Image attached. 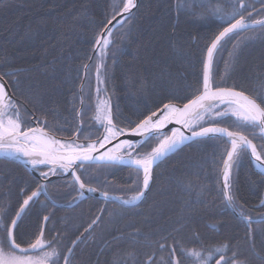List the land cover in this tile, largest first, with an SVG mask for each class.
Segmentation results:
<instances>
[{
    "label": "snow or ice",
    "instance_id": "snow-or-ice-1",
    "mask_svg": "<svg viewBox=\"0 0 264 264\" xmlns=\"http://www.w3.org/2000/svg\"><path fill=\"white\" fill-rule=\"evenodd\" d=\"M259 2L260 9L247 0H207V3L174 0L177 17L186 13L212 18L218 27L202 37L200 68L194 82L184 85V94L173 87L154 107L145 105V111L137 110L135 119L122 117L118 106L114 111L108 89L101 85L110 79L108 60L115 64L118 52L122 51L116 45L117 36L121 43L134 42L132 28L136 13L133 10L139 11V0H112L104 18L99 23L92 21L95 27L89 40L88 59L95 62L96 103L92 115L86 118L81 83L80 108L75 107V95L71 101L75 121L71 130L61 124L57 109L46 107L41 85L22 81L18 77L21 69L11 68L6 59L0 60V158L31 169V181L25 180L20 188L22 199L17 201V207L7 199H0V264H75L76 249L103 222L106 207L92 218L84 232L67 244L54 227L46 228L51 213L42 217L35 231L22 233L23 216L36 204L41 209L48 207L45 201L51 200L50 185L56 187L59 182L69 190L67 195L71 199L64 206L73 207L89 195L99 196L106 205H116L123 218L129 211L139 210L146 201L156 183V168L170 154L182 147L206 151L209 146L220 148L218 159L215 151L211 159L220 206L224 213H230L244 225L243 242L231 235L207 242L197 231L199 218L195 203L202 201L189 199L169 224L170 231L165 230L166 234L143 233L140 228L127 232L130 250L124 255L133 264H264V211L255 218L251 214L254 209H264V192L257 204L247 207L239 199L234 177V170L247 158L264 184V78L258 79L252 91L227 82L242 46L252 39L243 34L259 29L264 35V0ZM229 43L230 50L226 48ZM226 50L229 59L224 61L221 71L218 57ZM82 68L87 78L89 64H83ZM159 78H167L169 84L174 79L167 70H162ZM176 78L186 79L182 73ZM29 104L33 106L31 112ZM169 125L176 126L169 128ZM64 132L68 135H60ZM121 167L128 169V176L124 184L116 185L109 177H114ZM8 178L7 174L3 175V179ZM185 188L190 193L192 181ZM41 196L45 201L40 200ZM52 205L56 206L55 201ZM36 215L39 217V213ZM220 227L225 225L221 223ZM46 230L50 235H46ZM110 235L114 241L125 239L121 229H114ZM257 236L261 241L259 250ZM138 245L149 249L143 261L138 258ZM105 246L110 247L108 241Z\"/></svg>",
    "mask_w": 264,
    "mask_h": 264
},
{
    "label": "trees",
    "instance_id": "trees-1",
    "mask_svg": "<svg viewBox=\"0 0 264 264\" xmlns=\"http://www.w3.org/2000/svg\"><path fill=\"white\" fill-rule=\"evenodd\" d=\"M112 0H0V60L6 59L11 68L21 69L19 79L41 85L45 105L59 112L61 124L71 130L74 126V114L71 109L74 95L75 107L80 108V86H84V112L90 117L94 109V60H89L91 45L89 40L95 24L110 11ZM199 2V0H197ZM207 3V0H203ZM223 2V0H222ZM260 9L259 0H247ZM139 11H135L132 28L134 42L121 43L117 36L116 45L122 50L117 54V62L110 65V79L104 85L108 89L113 110L119 107L122 117L136 118V111H145V105L154 107L161 97L166 96L173 87L184 94V85L194 82L199 71L202 37L209 35L218 27L212 18L202 19L186 13L178 17L174 10V0H139ZM85 9L87 11L85 12ZM243 35L252 39L242 46L234 70L230 73L228 84L242 85L249 91L255 89L258 79L264 78V35L261 30L245 32ZM175 44V48H173ZM231 49V43L226 45ZM222 57V58H221ZM218 57L221 71L224 61L229 59L226 50ZM83 64H89L87 78H84ZM7 70V68H5ZM162 70L172 73L173 83L167 78L160 79ZM182 73L186 79L176 78ZM24 100V97H20ZM33 111L32 104L28 105ZM38 116L39 113L37 112ZM51 119V117H50ZM67 121V123H65ZM87 126V125H86ZM67 136L68 132L61 133ZM216 144L218 142H212ZM220 148L207 147L206 151L196 147H182L170 154L156 168V183L140 209L129 211L123 218L120 209L114 204L89 196L73 207L64 206L71 199L65 189L49 186L51 200H40L48 204L41 209L39 204L33 206L24 215L20 231L32 232L44 215L52 214L46 228H55L64 237L67 244L71 239L84 232L92 218L100 215L102 208L103 222L95 226L92 236L76 249L75 264H133L131 258L124 255L129 249L127 232L140 228L143 233L159 232L160 235L170 231L168 227L180 213L185 201L200 200L195 203L199 223L197 231L207 242L221 240L226 235L238 236L243 242L245 228L230 213H224L218 196L217 177L211 163L212 153ZM7 174L8 179H3ZM128 176V169L121 167L114 177H109L114 184L122 185ZM234 177L241 202L247 207L258 203L264 192L261 175L245 158L234 170ZM15 178V182H11ZM31 181V175L20 164L0 158V199H7L17 207L22 197L19 190L24 181ZM55 181L56 178H53ZM183 181V183H178ZM192 181L193 189L189 193L185 188ZM75 195V193H72ZM55 201L56 206L52 205ZM264 209H254L255 218ZM39 213V217L36 215ZM216 227H213V224ZM225 227H220V224ZM253 227H256L254 224ZM114 229L125 232L123 241H114L110 233ZM55 232L51 233L54 235ZM46 235H50L46 230ZM87 236V234H85ZM155 238H159L156 236ZM108 241L110 247L105 246ZM257 249L260 237H256ZM103 249V251H101ZM149 249L137 246L138 258L143 261L144 253Z\"/></svg>",
    "mask_w": 264,
    "mask_h": 264
},
{
    "label": "water",
    "instance_id": "water-1",
    "mask_svg": "<svg viewBox=\"0 0 264 264\" xmlns=\"http://www.w3.org/2000/svg\"><path fill=\"white\" fill-rule=\"evenodd\" d=\"M173 126H176V125H169V128H171V127H173ZM178 127V126H177ZM167 130V129H166ZM1 159H5V160H9V159H6V158H1ZM9 161H11V160H9ZM14 162V161H13ZM16 163H18V164H20L21 166H23L21 163H19V162H16ZM24 167V166H23ZM25 168V167H24ZM26 169V168H25ZM253 169L256 171V172H258L254 167H253ZM29 173H31V169H30V167L29 168H27L26 169ZM53 178H55V177H53ZM87 195V194H86ZM90 196V195H89ZM92 197H96V198H99V196H92ZM101 199V198H100Z\"/></svg>",
    "mask_w": 264,
    "mask_h": 264
},
{
    "label": "rangeland",
    "instance_id": "rangeland-1",
    "mask_svg": "<svg viewBox=\"0 0 264 264\" xmlns=\"http://www.w3.org/2000/svg\"><path fill=\"white\" fill-rule=\"evenodd\" d=\"M94 71V69H93ZM94 79H95V71H94ZM96 87H97V84H96V80H94V95H95V103H96ZM101 87L103 88L104 85H101ZM101 98H103V93H101ZM95 103H94V107H95ZM23 167V166H22ZM24 168V167H23ZM25 169V168H24Z\"/></svg>",
    "mask_w": 264,
    "mask_h": 264
}]
</instances>
